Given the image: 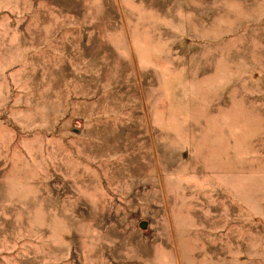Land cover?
Listing matches in <instances>:
<instances>
[{"label": "rangeland", "instance_id": "1", "mask_svg": "<svg viewBox=\"0 0 264 264\" xmlns=\"http://www.w3.org/2000/svg\"><path fill=\"white\" fill-rule=\"evenodd\" d=\"M0 264H264V0H0Z\"/></svg>", "mask_w": 264, "mask_h": 264}, {"label": "water", "instance_id": "2", "mask_svg": "<svg viewBox=\"0 0 264 264\" xmlns=\"http://www.w3.org/2000/svg\"><path fill=\"white\" fill-rule=\"evenodd\" d=\"M145 226H146V223H145V222H143V223H142V227H145Z\"/></svg>", "mask_w": 264, "mask_h": 264}]
</instances>
